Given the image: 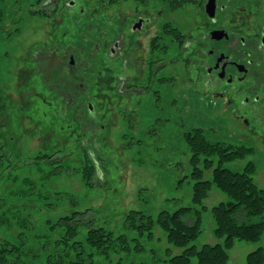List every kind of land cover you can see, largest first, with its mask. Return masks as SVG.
Masks as SVG:
<instances>
[{"label":"rangeland","instance_id":"374dc122","mask_svg":"<svg viewBox=\"0 0 264 264\" xmlns=\"http://www.w3.org/2000/svg\"><path fill=\"white\" fill-rule=\"evenodd\" d=\"M70 1L0 0V131L7 134V142L0 136V147L10 144L12 148L0 151V248L24 242L23 256L15 259L20 264L74 259L59 242L72 246L73 240L85 241L84 222L91 221V228H103L115 238L125 236L129 246L127 253L95 252L94 264H169L168 256L183 249L170 245L159 227L152 229V236L147 231L140 234L129 226V213L155 220L161 212L200 208L192 202L197 181L192 177V160H201L197 167L208 180L216 164L204 169L202 156L188 145L185 134L193 129H201L211 141L252 147L247 159L223 167L241 172L251 161L255 182L264 187V126H253L250 141L247 136L239 141L235 134L242 126L219 125L224 122L222 109L218 103H208L200 88L188 80L189 54H182L163 28V17L146 36L127 34L123 57L115 59L108 71L105 53H97L94 43L98 39L106 43L111 14L119 15L114 25L121 32L126 14H136L140 0H78L71 17L64 18ZM147 4L151 10L158 6L157 0ZM155 35L160 36L157 43ZM70 57L74 71L82 74L80 80L70 76L71 84L86 96L77 97L65 113L59 109L52 115L50 110L48 117L40 118L38 108L47 111L41 105L47 72L58 76ZM119 79L125 82L117 84ZM134 88L141 95H118V89L133 92ZM86 102L96 108L94 129ZM81 122L89 125L79 126ZM90 131L93 136L88 141ZM228 201L212 188L202 202L201 234L187 248L218 242L211 209ZM64 216L73 217L68 223H81L76 235H70L68 225L56 226ZM235 218L238 223H264V214L262 219H249L242 210ZM185 223L194 220L186 217ZM259 247L264 250V237L255 243L235 241L227 264H245L246 256Z\"/></svg>","mask_w":264,"mask_h":264},{"label":"flooded vegetation","instance_id":"af4514ba","mask_svg":"<svg viewBox=\"0 0 264 264\" xmlns=\"http://www.w3.org/2000/svg\"><path fill=\"white\" fill-rule=\"evenodd\" d=\"M76 3L78 0L69 2L64 18L71 17ZM114 4L112 2L111 7ZM157 4L158 6L151 10L147 0H140L137 13L126 14V21L120 27L121 32H116L114 25L119 15L111 14L110 19H107L109 37L106 43L103 44L98 39V43L94 44L97 53L104 51L108 71H112L115 59L123 57V42L127 34L146 36L152 25L161 24L163 17L166 25L163 28L169 31L173 42L180 46L182 54H189L186 59L191 68L188 80L200 88V92L208 98V103H218L220 110L222 109L224 122L219 125L242 126L244 129L239 128V133L235 136H238L239 141L242 136H247L250 141L253 137V126H264V0H157ZM82 13L81 11L78 14L79 17ZM75 22L79 24V20ZM159 37H153L154 43H157ZM63 50L65 51V47ZM54 56L57 57V53ZM33 60L32 62L37 61L36 58ZM125 63L126 59L123 61L124 65ZM63 67L58 76L56 74L50 77V70L47 72L48 77L43 84L45 89L42 90L46 94H41V105L43 103L47 111L38 108L40 118L48 117L50 110L52 115L53 110L59 112V109L60 113H65L67 107L74 106L77 97L86 96V92L76 90L71 84L73 77L80 80L82 75L74 71L73 58L70 57L68 64ZM156 70L157 68L154 72ZM116 82L120 84L125 81L119 79ZM132 91L117 90L119 96L138 94L136 88ZM112 93L114 94L113 90ZM86 106L94 129L96 108L89 102H86ZM55 124L61 126L59 122L51 123L52 126ZM88 125L83 122L79 124ZM62 126L69 124L63 123ZM6 135L0 131L1 138ZM91 135L93 136L92 131L88 134V141L92 138ZM13 139L14 137H11L10 141ZM82 143L86 144V141Z\"/></svg>","mask_w":264,"mask_h":264},{"label":"trees","instance_id":"16d2710c","mask_svg":"<svg viewBox=\"0 0 264 264\" xmlns=\"http://www.w3.org/2000/svg\"><path fill=\"white\" fill-rule=\"evenodd\" d=\"M3 14L0 10V21ZM2 113L0 114V116ZM17 123V119L14 121ZM7 142V138H4ZM185 139L192 151L202 156L204 169L209 170L215 164L210 180L203 178V170L198 168L200 163L198 157L192 160L194 171L193 179L197 180L193 186L192 202L200 208H180L172 214L161 212L155 220L151 216H145L139 212L129 213L127 222L133 229H138L140 234L144 231L152 236V229L159 227L166 234L167 242L183 251L179 255L168 256L169 264H191L193 259L197 264H227L229 251L233 248L235 241L258 242L264 237V223H238L236 215L243 211L244 217L260 218L264 214V187H259L254 179L256 168L253 162L247 161L241 172H235L224 168L223 165L243 161L252 153V148L244 145L235 146L224 141H211L203 134L201 129H193L185 134ZM1 153L12 150L11 146H1ZM0 147V148H1ZM212 188L229 198L228 202H220L211 209V217L214 222L213 235L218 240L214 245L205 244L201 248L191 246L201 234L202 213L205 210L202 202L208 197ZM76 213V212H75ZM78 214V213H77ZM76 215V214H73ZM80 215V214H79ZM193 218L194 223L187 225L185 218ZM72 216L60 218L56 226L68 225L72 229L71 236L76 235V226L72 223ZM23 221V220H22ZM25 221V220H24ZM138 221L140 223L138 224ZM25 223V222H23ZM87 228L85 241L73 240L70 246L68 241H60L66 248L71 250L74 259L67 261H49V264H94V254L108 256L109 252L129 251L128 240L125 236L114 237L112 232L103 228H91L92 222H84ZM24 226V224H21ZM23 243L17 246L3 245L0 248V264H20L15 259L23 256ZM57 244V243H56ZM69 258V252L66 253ZM245 264H264V250L262 247L255 249L246 256Z\"/></svg>","mask_w":264,"mask_h":264}]
</instances>
